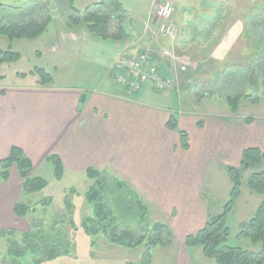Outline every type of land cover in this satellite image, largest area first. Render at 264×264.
<instances>
[{
    "label": "rangeland",
    "instance_id": "374dc122",
    "mask_svg": "<svg viewBox=\"0 0 264 264\" xmlns=\"http://www.w3.org/2000/svg\"><path fill=\"white\" fill-rule=\"evenodd\" d=\"M100 1L102 0H0V3H3L0 5L2 25L23 24L31 20H49L46 31L35 39L11 40L0 35V51L13 50L21 54L19 60L5 62L0 67L1 92H5L4 88L12 92L20 88H35L38 76L31 72L36 67L44 68L52 73L56 86H75L81 88L80 91L85 90V87L95 86L96 88L107 74L109 67L113 66L116 58L132 54V51L120 53L118 40L103 39L98 36L85 38L81 35L86 29L88 30L84 21L73 27L68 25L72 14L71 5L83 10L87 5ZM105 1L111 4L113 0ZM119 1L126 9L123 23L128 31H131L133 27L146 24L153 10L151 22H155L156 29L158 21L156 12L164 0ZM174 2V20L177 25L175 40L163 38L157 30L156 35L160 37V40L169 43L164 47L171 49L176 54V59L163 56L164 47H161L159 51L161 57L172 67L179 63L180 55H189L193 60L191 59L188 64L187 71L185 70L187 76L185 74L182 76L184 78L182 82L175 78L177 73H171L176 82L175 91L170 99L164 98L154 89L151 90L147 87L148 85L147 89L140 91L146 90L143 99L159 102L166 100V103L174 104L177 110L182 108L183 111H195L200 115L199 121L213 115L242 121L249 117H254L253 119L264 117V75H262L264 0H174ZM211 4H215L217 8L215 11L217 17L214 21L204 12L201 16L199 14L201 13L199 9H206ZM223 7L227 9V20L223 28L216 31L217 22H214L222 16ZM185 18H188L186 24L190 29L189 33L191 31L188 38L185 37L189 46L183 43L186 42L184 39H181L179 45L176 44L185 31V28H182L184 25H180ZM71 33L80 36L79 39H75ZM181 84L185 85V88ZM50 86L44 88H50ZM34 95L31 100L36 108L33 106L26 117L24 116L27 118L26 126L31 128L46 125L45 107L37 105L40 97L36 93ZM238 95H241L242 99L239 111L235 113L228 103V98ZM22 121L13 127H8L10 129L5 133L8 136L7 141H12L18 131L23 134V131L19 129ZM43 128L45 130V127ZM262 170H264V163L243 171V195L227 218L231 232L229 243L254 251H260L261 245H255L248 239H239L238 235L242 223L248 222L254 216L262 201V196L253 193L249 188L251 175ZM103 173L113 185L115 177L121 179L111 172ZM12 174L15 175L13 170ZM32 174L34 177L47 180L48 187L32 194L25 193L20 186L17 187L19 196L16 203L28 205L30 211L25 218L17 217L13 213L15 224L10 225L12 227L0 228V264H38L36 260L43 257L44 248H41V253L36 256L28 253L21 258L13 257L9 253V238L14 237L18 242L23 243L25 233L41 230L52 231L54 237L59 232L66 234L70 241V252L52 261L43 258V262L39 264H127L139 263L143 260L145 245L136 249L115 246L101 235L95 239L88 236L82 227L84 217L93 213V207L86 198L90 187L95 186L97 191H101L107 207L112 210L114 186L110 187L106 193L99 181L88 178L86 172L66 173L64 178L58 181L55 178L53 163L46 160L37 161ZM14 177L10 182L0 180V189L7 183L15 186ZM231 187L232 181L226 168L219 170L211 168L205 179L203 195L206 201L212 204L214 215L223 212L224 205L230 199ZM67 200L72 201L73 207H68ZM149 218L152 223H165L164 218L167 216L151 211ZM17 224L18 226L14 227ZM126 229L127 227L120 226L119 234ZM131 232L139 237L143 230L134 227ZM93 240L96 241V245H93ZM20 245L23 246V244ZM180 248V236L168 246H156L152 249V264H178L183 254ZM184 248V252L190 253L192 258L195 256V264H214L212 259L204 255L202 247L184 246Z\"/></svg>",
    "mask_w": 264,
    "mask_h": 264
},
{
    "label": "crops",
    "instance_id": "0c3cea01",
    "mask_svg": "<svg viewBox=\"0 0 264 264\" xmlns=\"http://www.w3.org/2000/svg\"><path fill=\"white\" fill-rule=\"evenodd\" d=\"M216 10L215 4H211L206 9H199V14L204 12L214 21ZM223 10L222 16L214 22H217L216 31H220L227 20L226 7ZM153 12L146 24L127 30L129 36L118 40L120 53L150 52L164 73H177L175 78L182 82L192 58L178 55L179 63L172 67L161 57L159 49L169 43L156 35L155 22H151ZM187 21L185 18L180 24L184 25L185 31L177 45L181 39L186 40L183 42L186 46L189 44L185 38L191 33ZM81 35L85 38L96 36L87 29ZM79 37L76 35L75 39ZM182 66H186V71L181 70ZM38 81L39 77L35 88H20L13 92L4 88L3 93L0 90V159L9 156L11 147L16 145L32 159L34 167L37 161H48L51 155L59 156L64 176L87 172L90 167L117 175L144 201L149 214L154 211L167 216L165 223L175 239L181 237L183 254L178 264H195V256L192 258L190 253L184 252V240L218 215L212 213L214 208L203 195L205 179L211 168L239 166L243 151L249 147L264 150V117L245 123L213 115L204 117L199 124V113L182 108L177 110L166 100L143 99L146 90L128 95L117 82L113 66L96 88L85 87L83 91L75 86H56L55 80L46 85ZM48 85L50 88H44ZM181 86L185 88V85ZM147 87L153 90L151 85ZM174 91L158 94L170 99ZM35 93L40 97L37 105L45 107L46 125L31 128L26 126L25 117L34 106L31 98ZM172 115L177 119V130L168 127ZM21 120L19 129L23 134L18 131L12 141H7L8 127ZM178 130L188 132L189 148H182ZM17 172L13 167L7 180L10 182L15 176V186L7 183L0 189V228L12 227L10 225L16 221L13 215L19 196L17 187H22L23 183Z\"/></svg>",
    "mask_w": 264,
    "mask_h": 264
},
{
    "label": "trees",
    "instance_id": "16d2710c",
    "mask_svg": "<svg viewBox=\"0 0 264 264\" xmlns=\"http://www.w3.org/2000/svg\"><path fill=\"white\" fill-rule=\"evenodd\" d=\"M0 5H3V3H0ZM71 8L72 14L68 21V25L71 27L84 21L92 34L103 39L123 40L129 36L123 23L126 9L119 0H113L111 4L102 0L87 5L83 10L77 9L73 5H71ZM48 23L49 20L47 19L43 21L31 20L23 24L10 23L2 25L0 23V35L11 40L35 39L46 31ZM20 58L21 54L19 52L13 50L0 51V67L5 62L17 61ZM31 73L39 77L38 83L41 85L52 83L54 80L52 73L44 68L36 67ZM262 75H264V70ZM22 76H26V74H22ZM241 99V95L228 98V103L235 113L239 111ZM253 118H246L244 122L252 123ZM198 123L202 124V121ZM168 127L174 130L178 129V122L174 115L169 119ZM178 131L182 148H189L188 132L185 130ZM47 160L54 165L56 180H62L64 166L61 158L57 155H51ZM262 163H264V150L259 147H249L243 151L239 166L227 167L228 175L233 184L230 199L221 214L208 220L197 233L186 236L185 246L202 247L204 255L212 259L214 264H264V170L251 175L249 188L253 193L262 196V201L254 216L248 222L242 223L238 235L239 239H248L255 245L260 244V251L231 245L229 243L231 232L227 223L228 215L232 213L242 195L243 171ZM13 167L17 168L23 180L22 189L25 193H38L48 187L47 180L33 176L34 165L32 159L21 147L16 145L11 147L9 156L0 159V180H8ZM103 172L90 167L86 173L88 178L99 181L100 186L104 187L106 193L110 187L114 186L112 191L113 209L110 210L107 207L101 191H97L95 186L90 187V190L86 193V198L93 207V213L84 217L82 227L88 236L95 239L101 235L115 246L136 249L141 245H145L146 251L143 254V260L139 263L127 264H152V249L156 246H168L174 242L175 237L172 230L164 222L152 223L147 206L134 190L125 181L117 177L114 179L115 184H111ZM67 205L69 208L73 207L72 201L67 200ZM29 211V206L24 203H17L14 206V213L17 217L25 218ZM96 222L98 227L97 224L95 225ZM120 226L127 227L122 234H119ZM134 227L142 229V235L135 236L131 232ZM68 240L67 235L62 232L54 237L52 231L41 230L35 233L30 231L25 233L23 243L18 242L14 237L9 238V253L13 257L20 258L28 253L36 256L41 253V248H44L43 257L36 260L39 264L43 262V258L52 261L61 255L69 254L70 241ZM92 243L96 245L95 240ZM20 244H23V246Z\"/></svg>",
    "mask_w": 264,
    "mask_h": 264
},
{
    "label": "built area",
    "instance_id": "2783aa9c",
    "mask_svg": "<svg viewBox=\"0 0 264 264\" xmlns=\"http://www.w3.org/2000/svg\"><path fill=\"white\" fill-rule=\"evenodd\" d=\"M175 5L173 0H164L156 12L157 33L170 41H174L177 33V26L173 21ZM162 54L171 59H176L175 54L169 48L164 47ZM186 70V66H182ZM117 81L123 86L128 95L139 92L147 84H151L157 91H164L168 88L174 89L176 79L173 76L163 73L155 58L150 52H141L132 55H121L114 64Z\"/></svg>",
    "mask_w": 264,
    "mask_h": 264
}]
</instances>
